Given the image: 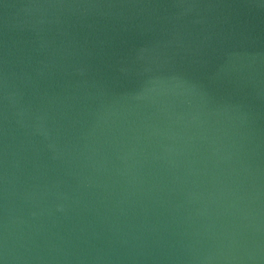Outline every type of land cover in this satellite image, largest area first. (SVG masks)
<instances>
[{
	"label": "water",
	"instance_id": "obj_1",
	"mask_svg": "<svg viewBox=\"0 0 264 264\" xmlns=\"http://www.w3.org/2000/svg\"><path fill=\"white\" fill-rule=\"evenodd\" d=\"M0 264H264V0H0Z\"/></svg>",
	"mask_w": 264,
	"mask_h": 264
}]
</instances>
